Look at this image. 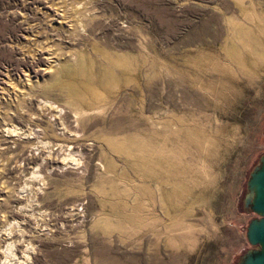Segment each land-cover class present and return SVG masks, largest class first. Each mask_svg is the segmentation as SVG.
<instances>
[{"label":"rangeland","instance_id":"374dc122","mask_svg":"<svg viewBox=\"0 0 264 264\" xmlns=\"http://www.w3.org/2000/svg\"><path fill=\"white\" fill-rule=\"evenodd\" d=\"M264 153V0H0V264H238Z\"/></svg>","mask_w":264,"mask_h":264},{"label":"water","instance_id":"95a60500","mask_svg":"<svg viewBox=\"0 0 264 264\" xmlns=\"http://www.w3.org/2000/svg\"><path fill=\"white\" fill-rule=\"evenodd\" d=\"M244 207L253 213L246 227V239L251 246L239 258L238 264H264V153L249 172Z\"/></svg>","mask_w":264,"mask_h":264}]
</instances>
